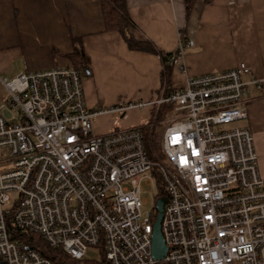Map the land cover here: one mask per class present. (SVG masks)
I'll list each match as a JSON object with an SVG mask.
<instances>
[{
	"label": "built area",
	"instance_id": "obj_1",
	"mask_svg": "<svg viewBox=\"0 0 264 264\" xmlns=\"http://www.w3.org/2000/svg\"><path fill=\"white\" fill-rule=\"evenodd\" d=\"M192 46L180 40L167 59L185 74L183 86L110 109L86 106L71 68L0 75V264H54L12 238L9 218L76 260L103 242L109 264H264V180L252 132L226 128L247 116L248 85L264 76L244 80L245 63L191 75L184 50ZM162 103L172 106L160 140L165 161L148 153L143 124L93 129L99 114L120 118ZM143 182L157 191L147 211ZM163 195L167 250L156 260L151 237Z\"/></svg>",
	"mask_w": 264,
	"mask_h": 264
},
{
	"label": "crops",
	"instance_id": "obj_2",
	"mask_svg": "<svg viewBox=\"0 0 264 264\" xmlns=\"http://www.w3.org/2000/svg\"><path fill=\"white\" fill-rule=\"evenodd\" d=\"M127 14L137 31L156 48L171 53L179 41L193 40L184 50L189 74L223 71L245 63L242 78L264 76V0H200L186 21L184 0H126ZM186 26V33L182 28ZM81 40L90 71L82 78L89 109H110L132 101H153L161 93L162 58L128 49L116 32H105L99 0H0V57L22 58V72L67 64L72 38ZM55 51V52H54ZM185 74L172 71L170 86L184 85ZM252 132L257 165L264 180V81L250 83L243 98ZM151 105L128 109L122 117L97 115L93 129L105 134L118 121L122 128L145 124Z\"/></svg>",
	"mask_w": 264,
	"mask_h": 264
},
{
	"label": "trees",
	"instance_id": "obj_3",
	"mask_svg": "<svg viewBox=\"0 0 264 264\" xmlns=\"http://www.w3.org/2000/svg\"><path fill=\"white\" fill-rule=\"evenodd\" d=\"M198 1L200 0H184L186 21L191 14L194 4ZM204 1L209 3L213 0ZM99 3L103 17L104 31L118 33L130 50L144 51L159 55L163 61L162 70L160 72L161 87L159 90L163 91L165 94L173 90L174 88L170 86V77L175 67H170L167 63L170 53L156 48L147 38L137 31L127 14L126 0H99ZM181 30L184 36L186 33V26ZM72 42L73 49L71 52L65 54L67 64L64 65V67L77 70L82 79L87 76L90 71L89 59L82 48L81 40L73 37ZM171 108L172 106L170 104L162 103L159 108L153 112L149 121L142 126L146 139L147 151L150 155L157 156L158 154H162L160 150L162 130L159 129V126L160 121L165 120L168 115H170L172 112ZM151 121L154 122L153 125H149ZM7 227L12 238L17 239L21 245H28L37 249L54 264H109L105 258L103 242L98 246L100 251L99 260H76L62 248H53L49 246L40 236L29 234L26 231L18 229L14 226L10 218L7 221Z\"/></svg>",
	"mask_w": 264,
	"mask_h": 264
},
{
	"label": "rangeland",
	"instance_id": "obj_4",
	"mask_svg": "<svg viewBox=\"0 0 264 264\" xmlns=\"http://www.w3.org/2000/svg\"><path fill=\"white\" fill-rule=\"evenodd\" d=\"M25 67H23V62L21 57H17L14 61L11 63H6L4 61V58L0 57V75L7 77V78H12L22 72ZM22 70V71H21ZM157 110V109H156ZM243 123L241 121H233L230 124L226 125V128H234V127H239L243 126ZM160 130L163 131L165 127V122L161 121ZM157 158L161 159L162 161H165L164 157L162 154H158ZM156 189L155 185L152 183H142V198L145 200L143 203L142 210L147 211L153 208L155 198L154 195L156 194ZM84 258L87 260H99L100 259V251L99 247L97 246H90L87 248Z\"/></svg>",
	"mask_w": 264,
	"mask_h": 264
},
{
	"label": "water",
	"instance_id": "obj_5",
	"mask_svg": "<svg viewBox=\"0 0 264 264\" xmlns=\"http://www.w3.org/2000/svg\"><path fill=\"white\" fill-rule=\"evenodd\" d=\"M165 203V196H161L156 201L157 215L153 223L152 237H151V253L154 259L160 260L166 253V246L164 239L160 232V222L163 214V205Z\"/></svg>",
	"mask_w": 264,
	"mask_h": 264
},
{
	"label": "bare ground",
	"instance_id": "obj_6",
	"mask_svg": "<svg viewBox=\"0 0 264 264\" xmlns=\"http://www.w3.org/2000/svg\"><path fill=\"white\" fill-rule=\"evenodd\" d=\"M81 77V76H80Z\"/></svg>",
	"mask_w": 264,
	"mask_h": 264
}]
</instances>
